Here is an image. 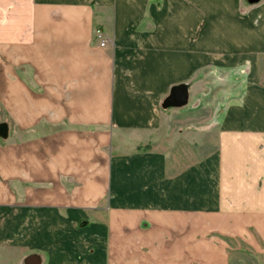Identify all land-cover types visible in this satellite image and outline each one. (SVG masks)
I'll return each mask as SVG.
<instances>
[{"label":"crops","instance_id":"1","mask_svg":"<svg viewBox=\"0 0 264 264\" xmlns=\"http://www.w3.org/2000/svg\"><path fill=\"white\" fill-rule=\"evenodd\" d=\"M258 50L264 0H0L3 264L263 252L264 72L210 73Z\"/></svg>","mask_w":264,"mask_h":264},{"label":"rangeland","instance_id":"2","mask_svg":"<svg viewBox=\"0 0 264 264\" xmlns=\"http://www.w3.org/2000/svg\"><path fill=\"white\" fill-rule=\"evenodd\" d=\"M260 0H248L249 4L256 3ZM262 1V0H261ZM246 0H244V4ZM251 53L252 51L249 50ZM249 57L248 61L249 64H242V65H217L215 70L210 72L211 76H216L217 82L215 87L218 90V93H222L224 89H228L232 87V89L236 88V85L240 83L238 78L243 77V79H252L257 82L258 74L264 72V51L258 50L255 53L254 57ZM253 60H256L255 63ZM254 62V63H253ZM229 74H233V76L228 78ZM227 76V77H226ZM242 81V79H241ZM244 82V80H243ZM251 82V81H250ZM173 124H171L172 126ZM236 243V242H234ZM231 257V264H264V251L263 252H254L246 245H239L234 244ZM1 255V253H0ZM0 264L3 262L0 259Z\"/></svg>","mask_w":264,"mask_h":264},{"label":"water","instance_id":"3","mask_svg":"<svg viewBox=\"0 0 264 264\" xmlns=\"http://www.w3.org/2000/svg\"><path fill=\"white\" fill-rule=\"evenodd\" d=\"M189 92L186 82L173 84L169 90V93L162 101L163 107L170 106H183L188 103Z\"/></svg>","mask_w":264,"mask_h":264},{"label":"built area","instance_id":"4","mask_svg":"<svg viewBox=\"0 0 264 264\" xmlns=\"http://www.w3.org/2000/svg\"><path fill=\"white\" fill-rule=\"evenodd\" d=\"M94 32H95L96 38L99 40V44L101 46L106 45L108 42V39H107L106 35L104 34L103 30L101 29V27H99V26L96 27Z\"/></svg>","mask_w":264,"mask_h":264}]
</instances>
